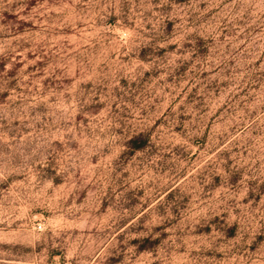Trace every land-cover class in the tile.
Segmentation results:
<instances>
[{"label":"rangeland","instance_id":"374dc122","mask_svg":"<svg viewBox=\"0 0 264 264\" xmlns=\"http://www.w3.org/2000/svg\"><path fill=\"white\" fill-rule=\"evenodd\" d=\"M0 264H264V0H0Z\"/></svg>","mask_w":264,"mask_h":264}]
</instances>
